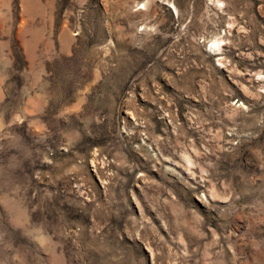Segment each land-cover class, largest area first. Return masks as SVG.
Returning <instances> with one entry per match:
<instances>
[{"label": "rangeland", "instance_id": "rangeland-1", "mask_svg": "<svg viewBox=\"0 0 264 264\" xmlns=\"http://www.w3.org/2000/svg\"><path fill=\"white\" fill-rule=\"evenodd\" d=\"M0 264H264V0H0Z\"/></svg>", "mask_w": 264, "mask_h": 264}, {"label": "bare ground", "instance_id": "bare-ground-1", "mask_svg": "<svg viewBox=\"0 0 264 264\" xmlns=\"http://www.w3.org/2000/svg\"><path fill=\"white\" fill-rule=\"evenodd\" d=\"M173 6H174V8L176 9V11H177V8H176V6L173 4Z\"/></svg>", "mask_w": 264, "mask_h": 264}]
</instances>
